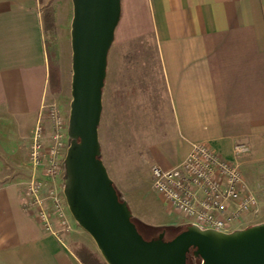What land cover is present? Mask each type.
I'll list each match as a JSON object with an SVG mask.
<instances>
[{
    "label": "crops",
    "instance_id": "crops-1",
    "mask_svg": "<svg viewBox=\"0 0 264 264\" xmlns=\"http://www.w3.org/2000/svg\"><path fill=\"white\" fill-rule=\"evenodd\" d=\"M37 3L0 0L4 155L14 154L19 141L44 121L43 108L53 97ZM118 27L125 38L146 33L155 38L169 126L163 140L148 151L151 166L170 167L187 157L193 143L206 142L236 162L246 188L257 198L258 211L264 210V0H120L114 35ZM239 141L249 149L235 155L233 146ZM151 166H144L143 175L128 170L127 185L136 195L131 193L127 202L134 196L146 199L137 188L154 190ZM106 169L116 186L118 169ZM158 197L161 205L148 207L156 215L157 209L165 214L155 217V226L183 224V217L168 211ZM0 264L83 263L61 237L41 226L17 184L6 183L0 185Z\"/></svg>",
    "mask_w": 264,
    "mask_h": 264
},
{
    "label": "rangeland",
    "instance_id": "rangeland-1",
    "mask_svg": "<svg viewBox=\"0 0 264 264\" xmlns=\"http://www.w3.org/2000/svg\"><path fill=\"white\" fill-rule=\"evenodd\" d=\"M37 2L41 12L47 7H52L54 12L53 28L44 31L52 70L49 90L53 95L43 108L45 113L43 123L48 126L49 132L45 143L49 144L52 140L50 132L53 123L48 111L49 108L54 107L63 121L60 129L63 133L65 150H61L57 158L56 172L47 173L49 159L44 157L39 164L32 161L30 156L32 134L27 136L14 147V154L4 155L0 152V185L17 184L25 206L31 209L36 220L46 231L55 232L74 251L82 245L104 260L92 237L73 218L63 193L64 157L70 143L67 127L71 101L72 2L71 0H37ZM168 112V99L162 81L154 36L146 33L125 38L121 28L118 27L108 51L98 135L102 161L105 166H116L121 175V179H114V183L122 198L130 197L131 193L136 195L134 187L127 185L128 170L142 174L144 166H151L147 154L150 148L161 142L162 136L168 133L169 123L164 121ZM33 184L39 187L37 198L31 192ZM137 190H144L146 199L140 200L134 196L133 202L127 203L130 210L132 209L134 218L140 217L142 221L149 223V226H143L135 219L132 220L142 236L150 239L160 232L155 227V219L157 220L155 217L162 219L161 216L165 214L157 209L156 215L155 210L151 211L148 208L161 205L156 191L148 185ZM262 221H264V210L250 214L245 221L239 223L238 228ZM185 227V224H181L178 228ZM178 228L166 229L164 237H172ZM199 262L198 259H192L186 264H199Z\"/></svg>",
    "mask_w": 264,
    "mask_h": 264
},
{
    "label": "water",
    "instance_id": "water-1",
    "mask_svg": "<svg viewBox=\"0 0 264 264\" xmlns=\"http://www.w3.org/2000/svg\"><path fill=\"white\" fill-rule=\"evenodd\" d=\"M71 101L63 193L75 221L107 264H264V221L231 231L192 223L165 238L146 239L132 221L100 157L98 126L107 56L120 17V0H71Z\"/></svg>",
    "mask_w": 264,
    "mask_h": 264
},
{
    "label": "built area",
    "instance_id": "built-area-1",
    "mask_svg": "<svg viewBox=\"0 0 264 264\" xmlns=\"http://www.w3.org/2000/svg\"><path fill=\"white\" fill-rule=\"evenodd\" d=\"M48 113L53 123L52 140L45 143L47 129L38 121L32 133L30 156L35 164L47 157L50 161L47 173L54 174L60 151L65 150L60 129L63 121L54 107ZM248 149L241 141L233 146L235 155ZM151 179L166 209L180 214L185 225L194 223L201 228L231 231L258 211L257 198L246 188L236 162L206 142L193 143L187 157L170 167L152 165ZM38 191V185L33 184L31 192L36 198Z\"/></svg>",
    "mask_w": 264,
    "mask_h": 264
},
{
    "label": "trees",
    "instance_id": "trees-1",
    "mask_svg": "<svg viewBox=\"0 0 264 264\" xmlns=\"http://www.w3.org/2000/svg\"><path fill=\"white\" fill-rule=\"evenodd\" d=\"M42 22H43V30L47 28H53L54 26V12L52 7H47L46 9L43 10L42 12ZM48 56V55H47ZM48 64H49V81L51 82L52 79V70H51V62L48 57ZM118 191V190H117ZM119 196L121 197V193L118 191ZM131 219H135L137 222L141 223L143 226H149V224L139 220L138 218H134V216L131 217ZM254 224V223H253ZM158 228L159 231L161 230H166L168 228H178L179 226H174V225H160V226H155ZM183 228H178L176 229L175 233L178 231L182 230ZM174 233V234H175ZM157 234L153 235L152 237L156 236ZM151 237V238H152ZM193 248H190V250L187 252V261L189 260H195L198 259L200 261L199 257H195L192 253ZM75 253L77 256L80 258L83 264H106L104 260H101L98 256H96L91 250L86 248L85 246L79 247L75 249Z\"/></svg>",
    "mask_w": 264,
    "mask_h": 264
}]
</instances>
